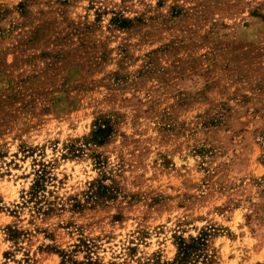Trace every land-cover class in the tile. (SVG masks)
Returning a JSON list of instances; mask_svg holds the SVG:
<instances>
[{"label": "rangeland", "instance_id": "obj_1", "mask_svg": "<svg viewBox=\"0 0 264 264\" xmlns=\"http://www.w3.org/2000/svg\"><path fill=\"white\" fill-rule=\"evenodd\" d=\"M190 236L264 264V0H0V264Z\"/></svg>", "mask_w": 264, "mask_h": 264}, {"label": "trees", "instance_id": "obj_2", "mask_svg": "<svg viewBox=\"0 0 264 264\" xmlns=\"http://www.w3.org/2000/svg\"><path fill=\"white\" fill-rule=\"evenodd\" d=\"M102 134V130H97L94 134V140L99 143L102 142L104 140ZM36 187L37 184L35 182V184L32 185L33 190L36 189ZM33 194L34 192H31V195ZM204 245L205 242L202 236H190L187 239L180 238L177 242V256L170 264H196V258L204 253Z\"/></svg>", "mask_w": 264, "mask_h": 264}]
</instances>
